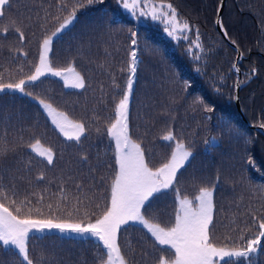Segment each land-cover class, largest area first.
Listing matches in <instances>:
<instances>
[{
    "label": "trees",
    "instance_id": "1",
    "mask_svg": "<svg viewBox=\"0 0 264 264\" xmlns=\"http://www.w3.org/2000/svg\"><path fill=\"white\" fill-rule=\"evenodd\" d=\"M153 1L171 3L178 18L188 21V39L177 41L158 26L137 24L122 0H65L68 7L63 11L60 0H10L0 17V33L9 28L6 38L0 35L3 83L30 75L39 62L43 39L77 2L82 5L72 25L53 39L49 59L57 69L75 67L85 87L70 88L61 78L46 76L26 91L83 122L86 132L78 142L68 140L37 100L19 92L0 93V150L7 149L0 155V191L17 205L25 201L22 214H28V207L40 209L42 215L33 211V218L87 222L103 213L118 171L107 128L126 89L135 49L138 64L128 110L131 138L141 144L154 169L174 150L172 142L163 140L169 131L185 143L193 157L177 173L173 187L180 197L193 200L202 187L213 190L215 243L244 247L257 232L252 214L264 219V135L243 121L234 96L236 87L247 82L240 90L241 107L251 124L264 125V0L225 2L223 26L245 57L236 72L237 52L215 26L222 0ZM13 26L23 31V41ZM36 140L53 151L52 164L28 147ZM41 173L42 181L37 179ZM177 210V193L168 189L155 194L142 212L150 222L168 227ZM32 237L28 248L33 264H101L106 259V250L93 237L56 232ZM118 243L128 264H159L161 257L174 258V250L159 246L141 224L124 225ZM248 259L264 264V240ZM0 264L27 262L16 250L0 245Z\"/></svg>",
    "mask_w": 264,
    "mask_h": 264
},
{
    "label": "snow or ice",
    "instance_id": "2",
    "mask_svg": "<svg viewBox=\"0 0 264 264\" xmlns=\"http://www.w3.org/2000/svg\"><path fill=\"white\" fill-rule=\"evenodd\" d=\"M60 2L59 10L63 11L68 5L65 0H60ZM88 2L91 3L92 0H88ZM9 6L10 0H0V17L4 16L5 9ZM81 6L77 2L55 31L43 39L39 62L30 75L17 82H0V93L19 92L37 100L39 105L46 110L55 128L68 140L77 142L85 135V124L70 119L65 112L56 110L52 104L39 97H33V93L26 89L28 86L36 85L43 77L49 75L61 78L68 87L74 89L85 87L84 77L76 71L75 67L57 69L52 66L49 59L53 39L72 25L76 19V9ZM122 7L133 17H146L162 25L164 32L177 41L188 39L187 33L191 30L190 25L188 21L178 18L176 9L171 3L160 2L157 4L153 0H122ZM54 18L60 20V16ZM11 30L19 35L21 41L24 40V33L18 27L13 26ZM8 32L9 28L5 27L0 35L6 38ZM131 43L136 45L137 41L133 39ZM195 47L200 49L201 45L196 43ZM17 51L22 50L18 49ZM23 55L27 56V53L23 52ZM130 55V76L126 89L116 104L115 119L107 128L110 138L114 141L118 165V171L111 184L109 206L100 216L94 220L87 219V222L84 220L72 222L51 218H33L31 215L33 211L42 215L40 209L28 207V214H22L25 201H21L17 205L15 199H9L7 193L0 191V245L5 248L10 246L18 252L23 261L33 264L28 248L29 241L33 238L32 234L56 230L63 234L90 236L98 240L100 246L106 250V259H102L101 264H128L118 243V234L122 225L134 221L142 224L159 246H167L169 250H174V258L161 257L159 264H224L225 261L234 264L239 259H247L248 264H253V261L248 258L261 249V241L264 240V219L257 217L255 213L252 214L253 226L257 228V232L247 239L246 246L217 245L211 235V228L214 227L213 190L202 187L199 190V195L193 200L186 196L180 197L179 189L173 187L177 182V173L193 157L192 151L185 143L178 141L173 132L169 131L163 140L172 142L170 146L174 145V150L166 162L154 169L149 166L141 144L131 138L128 110L138 60L135 49ZM195 58L199 59V57ZM236 70L238 71V69ZM28 147L38 156L43 157L48 164L53 163V151L50 148L43 149L39 140ZM6 151V148L0 150V155ZM37 179L44 180V175L41 173ZM168 189H173L177 193L178 210L175 213L174 223L171 226L162 227L159 223H153L146 219L142 209H145L146 205H150L151 198H154L155 194H162L164 190ZM5 200L8 201L7 204L3 202ZM85 215L87 216V213ZM241 239H244L243 235H241Z\"/></svg>",
    "mask_w": 264,
    "mask_h": 264
},
{
    "label": "water",
    "instance_id": "3",
    "mask_svg": "<svg viewBox=\"0 0 264 264\" xmlns=\"http://www.w3.org/2000/svg\"><path fill=\"white\" fill-rule=\"evenodd\" d=\"M225 2L226 0H222L220 5H219V8H218V11H217V18H216V21H215V26H216V29L217 31L221 34V36L224 38V40L226 41V43L231 46L236 52H237V59H236V62H235V72L237 71L236 69L238 68V63L242 62V60L245 58L243 53L239 50V48L230 40V38L228 37V34L223 26V23H222V13H223V9H224V6H225ZM247 84V82L245 83H242V84H239L237 87H236V90H235V96H234V102H235V105H236V108L241 116V118L243 119V121L248 124L250 126V128L254 129V130H257V131H260L263 135H264V128L261 127V125H258V126H255V125H252L248 119L246 118L245 114H244V111L241 107V103H240V90L242 89L243 86H245Z\"/></svg>",
    "mask_w": 264,
    "mask_h": 264
},
{
    "label": "rangeland",
    "instance_id": "4",
    "mask_svg": "<svg viewBox=\"0 0 264 264\" xmlns=\"http://www.w3.org/2000/svg\"><path fill=\"white\" fill-rule=\"evenodd\" d=\"M154 3H160V2H164V3H169V2H165V1H153ZM125 10V9H124ZM126 12H128L127 10H125ZM129 13V12H128ZM130 14V13H129ZM131 15V14H130ZM131 17L137 22V24H139V25H155V26H158V27H160L161 28V31H162V33L164 34V35H166L167 37H170V36H168L165 32H164V30H163V27H162V25H160V24H158V23H156V22H153V21H151L150 19H148V18H139V17H133L132 15H131ZM170 38H172V37H170ZM50 54V53H49ZM49 76H51V75H49ZM52 77H54V76H52ZM59 78V77H58ZM71 88V87H70ZM44 110V112L46 113V110L45 109H43ZM46 115H47V113H46ZM48 116V115H47ZM49 119H50V117H49ZM51 120V119H50ZM62 134V133H61ZM63 135V134H62ZM114 142V141H113ZM42 146V148L43 149H48V148H46V147H44L43 145H41ZM32 150V149H31ZM35 153V152H34ZM36 154V153H35ZM37 155V154H36ZM128 224H140V223H138V222H134V221H130ZM142 225V224H141ZM124 225H122L121 226V228L123 227ZM143 226V225H142ZM144 227V226H143ZM145 228V227H144ZM146 229V228H145ZM147 230V229H146ZM148 231V230H147ZM47 232H56V233H59V234H61V235H64V236H78V235H74V234H71V233H68V234H63V233H61V232H59V231H56V230H53V231H46V232H44V233H47ZM34 233H37V234H43V233H39V232H34ZM33 233V234H34ZM151 234V233H150ZM81 237H84V236H81ZM87 237H90V236H87ZM95 239V238H94ZM10 247V246H9Z\"/></svg>",
    "mask_w": 264,
    "mask_h": 264
}]
</instances>
